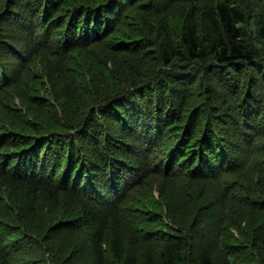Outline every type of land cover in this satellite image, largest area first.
<instances>
[{"label": "trees", "instance_id": "trees-1", "mask_svg": "<svg viewBox=\"0 0 264 264\" xmlns=\"http://www.w3.org/2000/svg\"><path fill=\"white\" fill-rule=\"evenodd\" d=\"M5 1L0 12V104H13L15 92L22 105L0 118V226L9 229L0 231V264H19L27 240L39 243V237L25 235L24 226L40 200L72 214L64 220L69 228L84 229L89 264H139L134 251L138 238L130 230L125 236L122 229L137 223L141 228L148 217L150 224L159 223L160 217L142 212L135 195L152 173L165 179L181 174L196 183H187L195 194L205 183L216 185L207 198L211 204L219 198L217 211L205 208L191 233L156 235L149 241L140 236L148 247L156 246L159 264L251 262L233 248L237 239L226 207L253 206L264 194L263 3L248 11L235 1L216 0L205 10L202 28L196 19L199 0ZM177 2L188 5L178 18L169 14ZM116 31V47L128 54L154 49L145 68L136 63L123 76L94 56V65L106 69L111 82L104 92L94 90L87 108L68 104L69 82L60 91L54 83L52 92L44 88L45 74L66 80L68 67L78 69L70 54L92 58V45L103 44ZM21 50L28 52L26 63ZM11 54L19 64L8 62ZM44 54L55 57L57 73ZM40 55L47 63L44 73L35 74L28 88L20 75L30 73L25 64ZM210 85L215 88L208 102L210 91H204ZM2 191L20 203L16 211ZM257 208L264 212V202ZM259 231L252 245L264 252V226ZM43 250L39 246L33 260L51 264ZM146 255L147 264H154Z\"/></svg>", "mask_w": 264, "mask_h": 264}, {"label": "rangeland", "instance_id": "rangeland-1", "mask_svg": "<svg viewBox=\"0 0 264 264\" xmlns=\"http://www.w3.org/2000/svg\"><path fill=\"white\" fill-rule=\"evenodd\" d=\"M216 0H199V9H198V15L196 16V19L202 26L204 27V12L205 10L213 4V2ZM229 2H236L241 4L243 7H245L248 11H250L253 8V5L256 3H263L262 10L264 11V0H224ZM5 0H0V12L3 10L5 5ZM181 5H184L181 7ZM262 5V4H261ZM188 10V5L184 2H177L174 4L171 12L169 14L176 15L175 17L178 18L179 14L181 12L184 13V11ZM133 14L142 13L137 12L135 9H132ZM163 14V13H161ZM166 12H164V15ZM168 14V12H167ZM141 17H143L141 15ZM152 20V19H151ZM118 31V30H117ZM116 31V32H117ZM39 39H42L41 34H39ZM120 33H114L111 37H108L106 41L100 45H92L93 51L89 53L90 57H85L84 53L77 54L78 52L75 51L72 54H70L73 58L76 56V63L78 64L77 70L72 69L71 67L67 68L69 71L68 77L66 80L62 79L61 74L54 75L53 77H49L45 74L43 76V85L44 88L48 92H52V87L54 83V88L56 91H60V87L64 86L66 82H69V90L66 89L71 95V100H69L68 104L72 105L74 104V107L79 106L82 104L83 106L88 105L91 103L90 95L95 94V92L100 91H106V86L109 85L111 82L109 78V73L104 68H96L94 65V56L97 61L101 62L102 64L106 65V68H110L112 73H119L120 75H127L130 74L132 70L135 69V64L138 66H142V68H145L149 64V60L152 59V56L154 54V49H151L148 54L144 55L142 53H135V54H128L126 51H123L121 49H118L116 47L117 43L120 40ZM103 41V40H102ZM152 48V47H151ZM12 55V54H11ZM28 52L20 51L21 56V62L25 61L27 62ZM141 55V56H140ZM144 55V56H143ZM42 55L39 57L33 59L32 61L25 64V66H28V69L30 70V73H22L21 79L27 81L26 87L29 88L30 84H33V77L35 74L38 75V77H41L44 73V64H47L45 60L41 59ZM45 58H47V61H49V65L51 64V71H54V73H57L55 68L53 67V61L55 60V57H52L51 55L44 54ZM8 62L11 60L15 64H19V58L9 56ZM12 63V64H13ZM56 63V62H55ZM140 68V67H139ZM50 71V74H51ZM85 74L81 76V74ZM96 74V75H95ZM98 74V75H97ZM59 75V76H58ZM95 75V76H94ZM12 76H10L11 78ZM37 77V76H36ZM82 77H84V81H82ZM10 78H7V80H10ZM35 78V77H34ZM106 78H108V81H106ZM31 79V80H30ZM30 80V81H29ZM54 81V82H53ZM66 81V82H65ZM3 82V79L0 80V83ZM82 83L84 87L82 86ZM264 85V83H263ZM94 89H93V87ZM211 89L204 91V93H210L207 94V101L210 102L212 93L214 91L212 90L215 87H212L210 85ZM218 88V86H217ZM227 88V87H226ZM71 89V90H70ZM35 90V89H34ZM37 90V89H36ZM35 90V91H36ZM91 93H90V91ZM95 90V92H94ZM89 91V92H88ZM32 96L34 92H31ZM39 94L42 96V94H45L43 90H40ZM13 95V104L3 102L4 106H7L4 108L0 104V118H2V115H6L8 111H12L13 113H16V109H21L20 102L21 97L18 96L15 92L12 93ZM60 98L59 100L63 102L64 97L62 95H58ZM198 100V99H195ZM52 103L56 106V111L58 112V115L61 114L60 106H58L53 99H51ZM194 98H192V102L190 104L195 106ZM85 103V104H84ZM193 106V108H194ZM96 107V106H95ZM95 107H93L95 109ZM85 108H87L85 106ZM8 110V111H7ZM68 107L66 108V111L68 112ZM86 110V109H85ZM73 116H75L76 112L73 110L70 111ZM189 112V110H188ZM188 112L185 114L187 115ZM6 113V114H5ZM26 112L21 111V114L26 115ZM260 116V115H259ZM264 111L261 112V117L263 118ZM6 117V116H4ZM264 121V119H263ZM260 125V124H259ZM264 142V140H262ZM264 147V144H263ZM190 182L187 180V177H183L180 175L169 177L168 179H165L164 176L160 174H154L152 173L149 175L144 183H141L137 188L135 195H139L138 199L140 200V209H142L143 213L145 214H152V216L160 217L159 223L152 225L150 224L151 217L146 218L145 223L143 224V227H138L137 224H132V228L128 230L122 229L125 236L129 234V232H133L136 234L138 240L134 243V251L137 253V258L139 260V264H147V253L151 254L152 261H154V264H159L158 256L154 250V245L152 247H148V243H146L145 239H141V235H146L147 239L152 240V238L156 237V235H168V236H174L176 234H184L186 235L188 232L191 233V231L194 229V225L200 222V218L202 216V213L204 209L206 208L207 212L210 213L213 210L217 211V208H214V204H217L219 202V198L214 201L212 204L209 201L210 199L207 198V195L210 194V190H214L217 186L216 185H210V183H205L202 190H200V194L193 193L192 185L196 183L187 184ZM195 187V186H194ZM204 192H207L203 194ZM214 192V191H212ZM258 192H255V196H257ZM3 198L5 197L6 203L11 205L13 210L16 211L20 207V203L18 201H14L10 197L3 193ZM263 196H259V201H256L255 204L249 205V204H243V205H236V204H229V206L226 207V210L229 212L230 218H232L233 225L232 226H238L240 230L234 229V227H230L231 231L234 234V238L237 239V244L233 246V248L238 249V251H242L246 258H250L249 260L251 262H245L242 261L240 264H260V259H263L264 252H262L258 247L257 244L252 245V241H255L256 237L255 235L259 234V230L264 226V212L260 211L257 208V205L260 206L264 202V194ZM8 198V199H7ZM194 200V201H192ZM148 202V205L145 203ZM197 202V204H196ZM192 203L194 206H192ZM227 205V204H226ZM10 206V207H11ZM141 206L143 208H141ZM194 207L198 208L197 210L194 209ZM204 207V208H203ZM139 210V209H138ZM18 214H14V221L17 220V218L20 220L19 223L16 222V224L19 226H23V222L21 221V218ZM212 215V214H211ZM73 218L72 214H70L67 211H63L59 209V206L49 204L45 201H38L37 206L34 207L30 217H27V225L24 226V231L26 232L25 235L29 236L32 235L33 237H39V243H36L33 245L31 240H27V244L21 249L25 251L26 253L22 254V259L19 262V264H27L25 263L27 260L30 259L35 264H39V261L33 260V257L36 256L37 252L39 253V246L44 247L45 251L43 250V256L45 257L46 261L51 262V264H89L90 261V254L87 250V243L85 241L86 234L84 232V229H75L73 227H68L65 225L66 218ZM3 218V217H2ZM195 218V219H194ZM5 220H9L8 218H4ZM3 220V219H2ZM6 220V221H7ZM11 220H9L10 222ZM0 224H2V221L0 220ZM140 226V225H139ZM4 227L0 226L1 230H9V229H3ZM126 228V227H125ZM130 230V231H129ZM8 232V231H5ZM20 233L17 234V236ZM23 234V233H22ZM3 235V232H2ZM140 237V238H139ZM149 241V240H148ZM8 242V241H7ZM256 242V241H255ZM247 243V244H246ZM252 245V246H250ZM242 249V250H241ZM255 251L258 253L253 254ZM28 252V253H27ZM31 262V261H30ZM29 264V263H28ZM32 264V263H31ZM111 264H114L111 262Z\"/></svg>", "mask_w": 264, "mask_h": 264}]
</instances>
